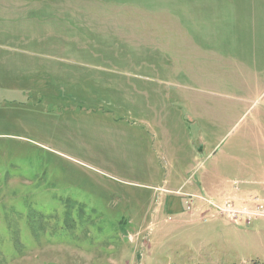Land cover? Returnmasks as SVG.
<instances>
[{
	"label": "rangeland",
	"instance_id": "rangeland-1",
	"mask_svg": "<svg viewBox=\"0 0 264 264\" xmlns=\"http://www.w3.org/2000/svg\"><path fill=\"white\" fill-rule=\"evenodd\" d=\"M264 0H0V264H264Z\"/></svg>",
	"mask_w": 264,
	"mask_h": 264
},
{
	"label": "built area",
	"instance_id": "built-area-1",
	"mask_svg": "<svg viewBox=\"0 0 264 264\" xmlns=\"http://www.w3.org/2000/svg\"><path fill=\"white\" fill-rule=\"evenodd\" d=\"M220 215H230L231 219L246 218V223L251 219L264 217V198H251L242 207L236 209L227 203L224 209H220Z\"/></svg>",
	"mask_w": 264,
	"mask_h": 264
}]
</instances>
